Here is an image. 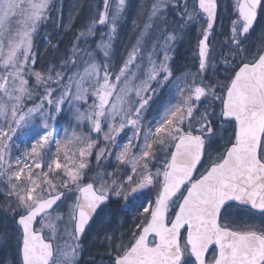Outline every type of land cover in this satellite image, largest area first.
<instances>
[{"label": "snow or ice", "instance_id": "6c2138e0", "mask_svg": "<svg viewBox=\"0 0 264 264\" xmlns=\"http://www.w3.org/2000/svg\"><path fill=\"white\" fill-rule=\"evenodd\" d=\"M52 3L0 0V181L6 189L5 211L17 226L14 237L3 232L0 241L15 239L14 264H79L81 237L107 214L113 198L122 199L123 208L139 204L128 233L105 234L114 253L110 264H264V226H236L230 214L234 206L264 213V30L254 54L245 46L264 17V0H235L236 19L222 56L209 42L217 0H192L191 8L188 0L182 6L148 0L137 13L142 23L133 21L139 35L118 71L108 61L126 0L114 6L113 0H102L98 20L77 41L94 36L97 25L110 24L107 39L101 34L97 45L103 61L74 43L72 58L45 74L35 70L33 38L51 18ZM171 7L180 9L182 23L175 27L168 21ZM200 19L205 26L197 43V70L174 76L170 45L178 29ZM158 29L162 44L154 43L145 57L148 37ZM221 67L222 81L205 79ZM169 85L174 94L162 100L158 89ZM88 99L92 103L85 111L76 107ZM158 102L159 115L145 125V114ZM66 103L69 111L75 109L77 126L85 122L88 133L74 131L70 138L55 140L56 156L45 171L43 153L54 140L48 121H55ZM104 125L106 147L95 159L99 166L115 156L116 170L88 176L89 157L98 147L92 134H100ZM126 128L132 134L120 143ZM21 137L33 140L31 148L14 157V138ZM70 144L82 146L73 150ZM62 145L64 164L59 162ZM56 176H62L59 183ZM153 191L150 200L141 199ZM62 206L71 225V231H63L74 242L59 245Z\"/></svg>", "mask_w": 264, "mask_h": 264}, {"label": "rangeland", "instance_id": "374dc122", "mask_svg": "<svg viewBox=\"0 0 264 264\" xmlns=\"http://www.w3.org/2000/svg\"><path fill=\"white\" fill-rule=\"evenodd\" d=\"M54 1V0H53ZM93 2H99L101 5V9L103 7L102 0H63V5L58 6L56 10V14L66 15L67 21L69 23V28H71V24L76 19L77 12L80 10H88L92 16V10H95L96 7L93 8ZM116 0H113V6ZM170 2L175 5L179 3L181 6L184 3V0H170ZM148 3V0H126V9L124 12V15L120 18V21L117 25V31L113 37V47L111 49V58L108 61L109 64L113 66L114 71H118V67L122 64L123 59L126 57L127 52L131 49L132 45L135 43L137 36L139 35L137 29L135 28L133 21H135L137 24L142 23V18L138 17L137 13L141 10L142 5H146ZM235 3V0H219V8H220V16H219V25L216 28L215 31L211 32L210 34V44L212 48L215 50L216 54H219L221 56L222 51V44L227 40V38L230 35V28H231V21L236 19V16L233 12L232 5ZM188 6L191 8L192 6V0H188ZM180 9L176 7H171L168 10L167 16L169 24L175 27L178 24H181L182 21L180 20L179 16ZM76 14V15H75ZM204 25L203 19H200L197 23H194L192 25L187 26L184 28L183 31L177 30V40L170 45L169 50V56H170V62L169 66L171 65V62L174 58L178 57L180 58L181 63L186 62L187 60H196L198 55V49H197V43L198 38L201 36V28ZM205 26V25H204ZM264 26V17L261 18V21L256 26V31H254L249 37L246 42V47L249 50L250 54H254L257 49L260 46V35L262 28ZM163 28V25L160 26ZM68 28V29H69ZM111 25L105 24L106 31H100L97 32L95 29V35L88 37L84 40H94V47L93 50H89L90 52H93L95 54V59L98 60V51H97V45L100 42L101 34H104L105 40L107 39V35L110 32ZM67 29V30H68ZM66 30V29H65ZM72 30V28H71ZM85 32H87V29H85ZM163 36L160 33V30L158 29L156 32H153L148 37V43L147 47L144 50L145 57L147 56V52L152 50V45L154 43L160 42L162 44ZM102 49L99 50V53L102 55ZM159 52V59H163V49H157ZM103 57V56H102ZM156 59V57H153ZM103 60V59H102ZM193 63V62H192ZM196 71V69H195ZM86 87H91V84L88 83L85 85ZM74 90V89H73ZM158 92H161V89H158ZM92 103V100L89 99L86 103L81 101L79 104L76 105V107H79L81 111H85L89 105ZM28 107H31L32 105L29 103L27 105ZM152 108V105H151ZM151 108L148 110V112L145 114L144 124L147 125L149 121H152L155 118V115L158 112V109L156 111L150 112ZM73 109L71 111V114L68 117V121L71 124V133L75 131L77 134L79 133H88V127L86 126L85 122H81L79 127L77 126V122L73 118ZM60 119V115L58 114V118L53 122L57 123V120ZM38 125L42 126V121L36 122ZM62 124V122H59L57 125L52 124V135L53 138H55V134L57 131V128ZM79 129V132L77 131ZM107 131V126H103V131L98 134L93 133L92 139H99V143L101 144L100 148L106 147V144L103 142V134ZM132 134V131L130 128H126L124 132L120 134L118 137V141L120 143L126 142V139L128 136ZM223 141H221L222 143ZM82 145L74 144L72 149H78ZM95 150V149H93ZM94 152V151H93ZM95 159V155H92L89 157ZM110 161H108L109 169H106L104 165L98 166L96 168L97 171H107V172H113L115 169V156H112L110 158ZM61 164H64V159L61 160ZM96 172H88V176L95 175ZM143 199H151V195L146 193V197H142ZM68 203H71V200L68 201ZM139 201L129 204L128 207L124 208V211L127 213H130L133 218V213L137 212ZM132 206V208H131ZM62 215L63 213H67V207L62 206L58 210ZM134 211V212H133ZM106 215H102L99 219V221L96 222L95 226L90 229L89 236L87 238V241L84 245H80L82 248V251L79 253L78 259L79 264H110V261L107 259H101L100 261H93L92 258H90V262L85 261L83 258L84 256H87L88 250L92 252L95 255H99L98 248L100 249L101 242H107L105 240V234L108 236H112L113 234L111 232H105V227L107 224H109L113 210L112 209H106ZM231 219L236 226H244V225H255L257 227L264 226V215H258L255 214L249 210L240 209L238 207H233L230 209ZM55 215V214H54ZM65 217V222L58 224V228L61 230L59 232V237L57 239V243L59 245H63L65 242L73 243L74 241L69 240L68 236L65 234L63 229L67 228L70 225V223H67V215H63ZM133 221V219H132ZM133 225V224H132ZM40 225L38 224L37 228H39ZM133 228V227H132ZM69 230V229H68ZM71 231V229L69 230ZM110 233V234H109ZM110 254V253H108Z\"/></svg>", "mask_w": 264, "mask_h": 264}, {"label": "trees", "instance_id": "16d2710c", "mask_svg": "<svg viewBox=\"0 0 264 264\" xmlns=\"http://www.w3.org/2000/svg\"><path fill=\"white\" fill-rule=\"evenodd\" d=\"M63 5V0H54L52 3V8L50 10V19L42 24L38 32L34 35L33 42H34V51L36 53V64H35V70L45 72L50 66H55L56 69L60 70V64L62 61H66L72 58V46L74 43H78L79 47L81 49L89 51L93 50L94 47V40H84L81 39L77 41V35L80 32H85V29H87V26L93 19L98 20V12L101 10L100 3L99 2H93V8L96 7L95 10H92V16L91 13L88 12V10H80L77 13V17L74 20V22L71 24V28H69V23L67 21L66 15L64 13L62 15L56 14V10L58 6ZM204 26V25H203ZM202 26V27H203ZM69 28V29H68ZM66 29V30H65ZM68 29V30H67ZM97 32L100 31H106L105 25H97L95 27ZM49 41H51V45H49ZM55 46V47H53ZM228 51V47L225 45V42L222 44V51L221 56ZM98 62L103 61L101 58L100 53L98 52ZM193 62V63H192ZM82 65H81V71H82ZM198 67V60H187L184 63H181L179 56L174 58L171 62L170 68L174 74V76H183L185 73H195V69L197 70ZM66 71V70H65ZM75 71V69H73ZM225 72L224 69L221 67L218 72L213 73L211 70L208 72V74L205 76V79L207 80L209 77L212 79H219L223 80L225 78ZM54 75V73H53ZM67 81H65L66 83ZM55 87V85H53ZM40 91V89H38ZM174 91L171 90V85L168 87H165L162 89L160 97L162 100H167L170 95H173ZM59 95V93H57ZM89 100V99H88ZM38 102V101H37ZM154 107L151 108L150 112L156 111L159 108V102L156 104H152ZM158 105V108H156ZM70 105L65 104L63 106V113L59 114L60 119L57 120V123L53 120H49L48 123L50 126L52 124L57 125L59 122H62V124L57 128L55 138L53 140V143L50 145H47L45 148V151L43 153V164H44V170L47 171L46 164L47 162H50L51 159L55 158L56 156V144L55 140L63 141L66 137H71V124L68 121V117L71 114V111H69ZM201 111H203V108H201ZM159 115L157 113L155 115V118ZM37 122V121H36ZM37 125V130H40L42 126ZM79 132V129H77ZM33 140L25 137H21L19 139H15L13 141V147H12V155L15 156H22L23 153L26 150H30L31 144ZM74 144L68 145V147L72 148ZM63 150L64 146L62 145L61 148V158L60 161L63 159ZM97 150L93 152V155ZM108 161V160H107ZM106 160H102L99 165H103L107 163ZM90 166L91 171L93 172L97 168V161L96 159L90 158ZM31 163V161H29ZM26 175V173H25ZM62 179V176H56L55 183H59ZM5 184L0 181V233L7 232L11 236L14 237L15 232L17 230L16 225L13 222V218L10 214V212H6L5 209L7 207V201L5 198ZM151 198L153 193L150 194ZM123 200L121 199L118 203L116 202L115 198H113V202L110 203L109 207L113 210L111 219L109 224L105 227V232H111L112 234H115L116 236H120L122 233H128L132 227H134L132 219L136 216L137 212L133 213V218L130 213H127L124 211ZM132 208V206H131ZM63 215H67V213H63ZM99 217H97L96 221H99ZM133 224V225H132ZM59 227V226H58ZM110 234V233H109ZM127 237L125 236V239ZM108 242H101L99 251V256L103 255L105 258H108L107 254L110 252L108 248ZM88 257H92L95 254L90 252L88 250L87 252ZM114 255V253H112ZM98 257L96 255L95 259ZM16 259V247H15V239L13 238L9 243L5 244L2 241H0V264H14Z\"/></svg>", "mask_w": 264, "mask_h": 264}, {"label": "water", "instance_id": "95a60500", "mask_svg": "<svg viewBox=\"0 0 264 264\" xmlns=\"http://www.w3.org/2000/svg\"><path fill=\"white\" fill-rule=\"evenodd\" d=\"M217 16H218V11H217ZM216 23H217V19H216V21H215L214 28H215V26H216ZM214 28H213V29H214ZM256 211L260 212L259 210H256ZM260 213H261V212H260ZM35 226H36V225H35ZM83 238H84V236L81 237V241L83 240Z\"/></svg>", "mask_w": 264, "mask_h": 264}]
</instances>
